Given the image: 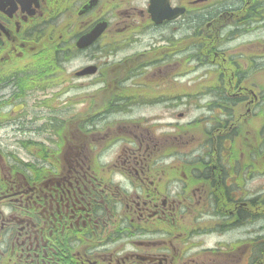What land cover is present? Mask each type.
Segmentation results:
<instances>
[{
  "label": "flooded vegetation",
  "instance_id": "1",
  "mask_svg": "<svg viewBox=\"0 0 264 264\" xmlns=\"http://www.w3.org/2000/svg\"><path fill=\"white\" fill-rule=\"evenodd\" d=\"M0 264H264V0H0Z\"/></svg>",
  "mask_w": 264,
  "mask_h": 264
},
{
  "label": "water",
  "instance_id": "2",
  "mask_svg": "<svg viewBox=\"0 0 264 264\" xmlns=\"http://www.w3.org/2000/svg\"><path fill=\"white\" fill-rule=\"evenodd\" d=\"M149 11L152 14V17L155 21H160V20L165 19V18L171 19V18H175L179 15V13H178L179 10H171L170 9V10L164 11V14H161V15H159V13H163L162 10L155 11L153 9H150Z\"/></svg>",
  "mask_w": 264,
  "mask_h": 264
},
{
  "label": "rangeland",
  "instance_id": "3",
  "mask_svg": "<svg viewBox=\"0 0 264 264\" xmlns=\"http://www.w3.org/2000/svg\"><path fill=\"white\" fill-rule=\"evenodd\" d=\"M21 157H23V155H20Z\"/></svg>",
  "mask_w": 264,
  "mask_h": 264
}]
</instances>
